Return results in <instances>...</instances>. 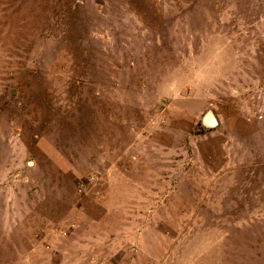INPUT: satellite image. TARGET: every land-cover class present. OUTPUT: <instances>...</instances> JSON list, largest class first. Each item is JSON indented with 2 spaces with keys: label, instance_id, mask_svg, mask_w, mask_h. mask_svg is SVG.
I'll use <instances>...</instances> for the list:
<instances>
[{
  "label": "rangeland",
  "instance_id": "1",
  "mask_svg": "<svg viewBox=\"0 0 264 264\" xmlns=\"http://www.w3.org/2000/svg\"><path fill=\"white\" fill-rule=\"evenodd\" d=\"M0 264H264V0H0Z\"/></svg>",
  "mask_w": 264,
  "mask_h": 264
},
{
  "label": "water",
  "instance_id": "2",
  "mask_svg": "<svg viewBox=\"0 0 264 264\" xmlns=\"http://www.w3.org/2000/svg\"><path fill=\"white\" fill-rule=\"evenodd\" d=\"M205 126H217L219 123L217 121V118L215 117L213 110H209L206 114V117L204 119Z\"/></svg>",
  "mask_w": 264,
  "mask_h": 264
}]
</instances>
